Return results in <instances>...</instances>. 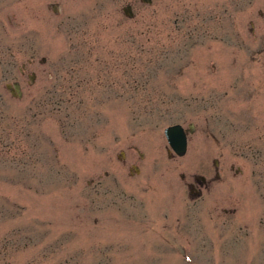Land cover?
<instances>
[{
	"label": "rangeland",
	"instance_id": "rangeland-1",
	"mask_svg": "<svg viewBox=\"0 0 264 264\" xmlns=\"http://www.w3.org/2000/svg\"><path fill=\"white\" fill-rule=\"evenodd\" d=\"M260 136L264 0H0V264H264Z\"/></svg>",
	"mask_w": 264,
	"mask_h": 264
},
{
	"label": "water",
	"instance_id": "water-1",
	"mask_svg": "<svg viewBox=\"0 0 264 264\" xmlns=\"http://www.w3.org/2000/svg\"><path fill=\"white\" fill-rule=\"evenodd\" d=\"M128 8H131L130 6ZM128 8L125 11L128 12ZM165 134L169 143L179 155H184L187 152V133L181 124L170 125L165 128Z\"/></svg>",
	"mask_w": 264,
	"mask_h": 264
},
{
	"label": "flooded vegetation",
	"instance_id": "flooded-vegetation-1",
	"mask_svg": "<svg viewBox=\"0 0 264 264\" xmlns=\"http://www.w3.org/2000/svg\"><path fill=\"white\" fill-rule=\"evenodd\" d=\"M21 73H25V70H23ZM14 83L18 86L19 89H21V84H20V82L18 80H16ZM20 92H21V90H20ZM260 138H261V136H260ZM262 140H263L262 142L264 144V139H262ZM247 146H248V148H250L254 152H262V151L259 150L260 147L264 149V146L257 147V146H255V143H252V142H249V141L247 142ZM256 150H258V151H256ZM230 165H231V168L233 169L234 168V164H230ZM215 176L220 177V170L219 169L216 170ZM194 178H195V180H196V182H197V184L199 185L200 188H196V183H193V182H190L188 184V186L192 190H193V188H194V190H197L196 195L200 196L201 193H202L201 189L203 187L207 186L208 181H207V179L205 177H202L201 175L195 176Z\"/></svg>",
	"mask_w": 264,
	"mask_h": 264
}]
</instances>
